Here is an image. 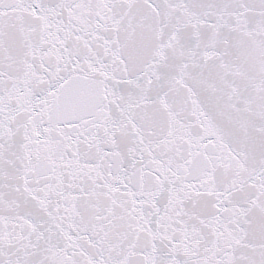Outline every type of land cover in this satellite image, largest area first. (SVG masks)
Instances as JSON below:
<instances>
[{"label": "snow or ice", "instance_id": "obj_1", "mask_svg": "<svg viewBox=\"0 0 264 264\" xmlns=\"http://www.w3.org/2000/svg\"><path fill=\"white\" fill-rule=\"evenodd\" d=\"M0 264H264V0H0Z\"/></svg>", "mask_w": 264, "mask_h": 264}]
</instances>
